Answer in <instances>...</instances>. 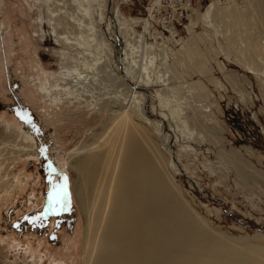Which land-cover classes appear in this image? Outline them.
Listing matches in <instances>:
<instances>
[{"label":"rangeland","instance_id":"374dc122","mask_svg":"<svg viewBox=\"0 0 264 264\" xmlns=\"http://www.w3.org/2000/svg\"><path fill=\"white\" fill-rule=\"evenodd\" d=\"M193 1L194 27L173 35L147 17L144 0H0V264L84 263L93 233L69 155L115 101L156 139L197 221L264 246V0H217L207 17L213 0ZM116 32L127 46L122 82ZM45 162L65 176L76 210L74 227L51 244L29 221L45 196Z\"/></svg>","mask_w":264,"mask_h":264},{"label":"bare ground","instance_id":"6f19581e","mask_svg":"<svg viewBox=\"0 0 264 264\" xmlns=\"http://www.w3.org/2000/svg\"><path fill=\"white\" fill-rule=\"evenodd\" d=\"M216 7L213 0L202 16ZM63 37L70 46L77 44V36L72 41ZM114 37L120 81L128 80L120 55L127 46L117 32ZM136 88L140 84L135 80L132 90ZM128 108L127 103L109 102L107 123L69 155L77 176L72 193L93 233L83 264H264V246L236 242L239 246L193 217L156 139Z\"/></svg>","mask_w":264,"mask_h":264},{"label":"flooded vegetation","instance_id":"af4514ba","mask_svg":"<svg viewBox=\"0 0 264 264\" xmlns=\"http://www.w3.org/2000/svg\"><path fill=\"white\" fill-rule=\"evenodd\" d=\"M42 155L48 156L47 151L43 150ZM45 163L41 168L43 182L48 183L41 190V194L45 196L29 214V221L40 223L45 228L47 242L51 244L58 241L62 230L70 231L74 227L76 210L65 176H59L58 169L48 162Z\"/></svg>","mask_w":264,"mask_h":264},{"label":"built area","instance_id":"2783aa9c","mask_svg":"<svg viewBox=\"0 0 264 264\" xmlns=\"http://www.w3.org/2000/svg\"><path fill=\"white\" fill-rule=\"evenodd\" d=\"M132 2L135 0H120ZM144 9L147 17L156 19L161 32L176 35L177 31H191L194 27V18L197 14V6L193 0H144ZM146 17V20H147Z\"/></svg>","mask_w":264,"mask_h":264}]
</instances>
